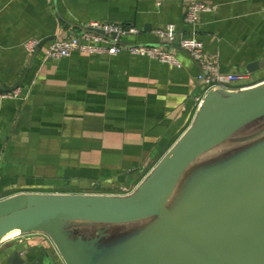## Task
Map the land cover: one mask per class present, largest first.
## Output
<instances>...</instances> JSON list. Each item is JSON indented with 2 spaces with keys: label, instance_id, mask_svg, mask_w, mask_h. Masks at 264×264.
Listing matches in <instances>:
<instances>
[{
  "label": "crops",
  "instance_id": "crops-1",
  "mask_svg": "<svg viewBox=\"0 0 264 264\" xmlns=\"http://www.w3.org/2000/svg\"><path fill=\"white\" fill-rule=\"evenodd\" d=\"M192 1L213 5L196 23L184 20ZM90 21L137 27L124 45L164 43L155 30L173 23L179 36L197 37L217 55L222 71L249 73L246 83L264 80V0H0V199L132 191L192 122L205 83L183 49L172 48L178 67L127 49L45 59L24 46L79 35ZM256 60L259 69L246 71ZM4 239L0 264H54L41 250L56 252L45 234Z\"/></svg>",
  "mask_w": 264,
  "mask_h": 264
},
{
  "label": "water",
  "instance_id": "water-1",
  "mask_svg": "<svg viewBox=\"0 0 264 264\" xmlns=\"http://www.w3.org/2000/svg\"><path fill=\"white\" fill-rule=\"evenodd\" d=\"M69 34L40 39L32 57ZM178 41L179 35L155 45L178 47ZM259 67L256 60L245 68ZM236 139L243 141L235 153L199 162L216 144ZM138 221L145 224L127 229L135 239L111 241L121 231L111 226ZM16 230L45 234L56 252L41 250L54 264L58 255L63 264H264V80L207 91L188 128L128 194L1 198L0 245Z\"/></svg>",
  "mask_w": 264,
  "mask_h": 264
},
{
  "label": "built area",
  "instance_id": "built-area-1",
  "mask_svg": "<svg viewBox=\"0 0 264 264\" xmlns=\"http://www.w3.org/2000/svg\"><path fill=\"white\" fill-rule=\"evenodd\" d=\"M213 5L204 1H192L188 4L184 17L185 22L196 23L200 13L211 10ZM86 30L79 35H69L63 38H54L47 41L41 48L45 59H60L70 56L73 51L83 53L116 54L122 49H127L131 53L147 56L165 63L181 66L180 60L170 45L155 44H130L124 45L121 42L123 36L130 33H137V27L121 22L112 21H90L84 25ZM155 33L166 43H174L179 35L176 25L166 24L157 28ZM40 39L30 38L24 42L28 52L38 45ZM178 48L186 51L201 67L199 78L205 83V93L202 97H197L198 105L201 104L205 94L211 88L224 87L237 89L253 85L246 83L249 73L245 72H224L220 69L219 57L208 55L205 51L203 42L194 36H179ZM10 96L19 94V89H15ZM199 107V106H198Z\"/></svg>",
  "mask_w": 264,
  "mask_h": 264
},
{
  "label": "rangeland",
  "instance_id": "rangeland-1",
  "mask_svg": "<svg viewBox=\"0 0 264 264\" xmlns=\"http://www.w3.org/2000/svg\"><path fill=\"white\" fill-rule=\"evenodd\" d=\"M187 128L188 127H186L184 129V131ZM242 141L243 140H241V139H239V140L236 139V141L234 140L233 143H223V142L222 143H218L213 148L209 149V151L207 153L203 154L199 158V162L204 161L205 159H209V158L215 157L218 154H220V155L227 154L229 151L236 150L237 146L239 144H241ZM232 153H235V151L231 152L230 154H232ZM161 158L157 159V161L150 167V169H149L150 171L161 160ZM132 191H126V189H125V190H121L120 192H115V193L128 194V193H130ZM141 224L144 225L145 223H143L142 221H138V222H131V223H126V224H119L117 226H111L110 230H113V229H120L121 230V231H118L119 234L117 235V237H112L111 238V241L114 242L116 245H118V244H123V243L125 244L126 242H129V241L135 239L136 236H133L134 232L131 231V230H127V229L136 228V227L140 226ZM122 229H124V230H122ZM139 240H141L140 237L136 241H139ZM131 244H128V245H131ZM130 250L131 249L128 247V249L125 252H129Z\"/></svg>",
  "mask_w": 264,
  "mask_h": 264
},
{
  "label": "bare ground",
  "instance_id": "bare-ground-1",
  "mask_svg": "<svg viewBox=\"0 0 264 264\" xmlns=\"http://www.w3.org/2000/svg\"><path fill=\"white\" fill-rule=\"evenodd\" d=\"M18 230H16V231H13V232H11V233H9L8 235H11V234H13V233H15V232H17ZM7 235V236H8ZM7 236H5V237H7Z\"/></svg>",
  "mask_w": 264,
  "mask_h": 264
}]
</instances>
